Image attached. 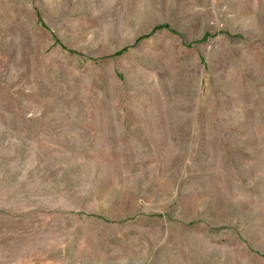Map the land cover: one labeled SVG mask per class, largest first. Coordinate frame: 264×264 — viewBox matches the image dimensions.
<instances>
[{"label":"rangeland","instance_id":"obj_1","mask_svg":"<svg viewBox=\"0 0 264 264\" xmlns=\"http://www.w3.org/2000/svg\"><path fill=\"white\" fill-rule=\"evenodd\" d=\"M0 264H264V0H0Z\"/></svg>","mask_w":264,"mask_h":264}]
</instances>
